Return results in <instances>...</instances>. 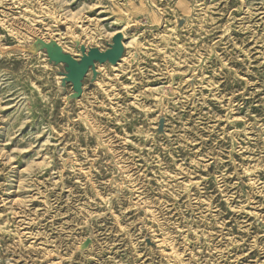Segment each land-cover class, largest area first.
<instances>
[{"label":"rangeland","instance_id":"374dc122","mask_svg":"<svg viewBox=\"0 0 264 264\" xmlns=\"http://www.w3.org/2000/svg\"><path fill=\"white\" fill-rule=\"evenodd\" d=\"M0 264H264V0H0Z\"/></svg>","mask_w":264,"mask_h":264},{"label":"water","instance_id":"95a60500","mask_svg":"<svg viewBox=\"0 0 264 264\" xmlns=\"http://www.w3.org/2000/svg\"><path fill=\"white\" fill-rule=\"evenodd\" d=\"M123 36L121 33L115 34L111 39V45L105 51H100L96 48L88 49L81 48V58L77 60L71 58L69 55H65L61 52V58L50 59L56 63H62L64 69V81L71 85L74 92H80L81 82L87 75L89 70L93 76H96V64H110L116 65L122 58L124 47H123Z\"/></svg>","mask_w":264,"mask_h":264},{"label":"bare ground","instance_id":"6f19581e","mask_svg":"<svg viewBox=\"0 0 264 264\" xmlns=\"http://www.w3.org/2000/svg\"><path fill=\"white\" fill-rule=\"evenodd\" d=\"M123 47H124V44H123ZM50 51H57L59 53V55L54 57L50 54ZM47 55H48L49 59L61 58L60 47L59 46H53V45H47Z\"/></svg>","mask_w":264,"mask_h":264},{"label":"snow or ice","instance_id":"6c2138e0","mask_svg":"<svg viewBox=\"0 0 264 264\" xmlns=\"http://www.w3.org/2000/svg\"><path fill=\"white\" fill-rule=\"evenodd\" d=\"M50 54L54 57L59 55L57 51H50Z\"/></svg>","mask_w":264,"mask_h":264}]
</instances>
